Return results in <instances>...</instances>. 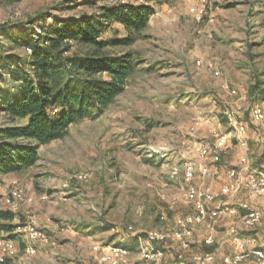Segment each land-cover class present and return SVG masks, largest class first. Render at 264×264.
I'll list each match as a JSON object with an SVG mask.
<instances>
[{
	"label": "rangeland",
	"instance_id": "1",
	"mask_svg": "<svg viewBox=\"0 0 264 264\" xmlns=\"http://www.w3.org/2000/svg\"><path fill=\"white\" fill-rule=\"evenodd\" d=\"M63 1L0 0V25L29 27L43 13L52 21L98 12L97 5L68 6L70 2L58 9ZM149 4L154 11L141 37L130 46L104 50L111 55L133 51L139 58L124 90L107 106L71 123L62 138L39 145L34 164L0 169V210L14 214V225L30 223L39 232L32 239L25 231L17 235L0 230V241L10 238L15 244L14 253L5 259L8 264H101L102 247L120 243L130 246L129 264H157L143 257L136 233L154 229L170 233L178 215L193 212L186 199L183 167L186 160L197 159L196 146L213 145L220 138L226 142L219 171L215 173L216 165L207 159L210 175L196 173L193 182L198 188L219 193L228 171L239 169L245 148L253 168L264 169V149L256 141V134L262 137L264 132L251 113L255 104L264 102V0ZM196 5L204 9L200 20L190 13ZM117 34L127 33L113 23L103 37ZM71 43L72 53L89 48ZM14 51L24 54L18 47ZM24 121L0 112V127ZM239 123L245 127L242 137L247 147L235 138ZM18 188L31 200L8 202ZM226 201L239 207L241 198ZM218 203L208 204V212ZM238 221L237 217L217 223L212 244L203 243L208 232L195 227L187 250L177 248L184 259L173 253L159 264H193L190 258L195 253L234 255L237 248L230 242L229 222L238 226L239 233L256 234L264 250L263 226L244 229ZM206 245L214 246V251ZM156 246L164 251L178 247L171 240Z\"/></svg>",
	"mask_w": 264,
	"mask_h": 264
},
{
	"label": "trees",
	"instance_id": "2",
	"mask_svg": "<svg viewBox=\"0 0 264 264\" xmlns=\"http://www.w3.org/2000/svg\"><path fill=\"white\" fill-rule=\"evenodd\" d=\"M145 1L112 5L108 0H65L58 9L70 2L68 6L97 5L98 12L52 21L43 13L29 27L0 25V112L25 120L0 127V169L34 164L39 145L62 138L71 123L107 106L124 90L139 58L133 51L111 55L104 50L130 46L141 37L154 11L152 0ZM113 23L127 34L105 39L103 32ZM72 41L89 47L87 52H70ZM14 47L24 54L13 52ZM13 219L10 210H0V230L13 232Z\"/></svg>",
	"mask_w": 264,
	"mask_h": 264
},
{
	"label": "built area",
	"instance_id": "3",
	"mask_svg": "<svg viewBox=\"0 0 264 264\" xmlns=\"http://www.w3.org/2000/svg\"><path fill=\"white\" fill-rule=\"evenodd\" d=\"M108 2L112 5L115 3L128 4L131 0H108ZM136 2L141 4L146 3L145 0H136ZM190 13L200 20L204 16V9L196 5V7L190 9ZM35 31L38 34L42 32L39 26H35ZM27 51L30 52V50ZM215 73L219 74L218 71ZM251 113L253 122L259 125L264 132V102L255 104L251 108ZM244 128L242 123L236 126L235 138L243 146H246L242 137ZM260 141L261 144H264V135L260 138ZM225 143L224 138L218 139L213 145L201 143L195 147L197 159H188L184 162L183 180L186 183V199L192 204L193 212L186 215H178L174 220L173 227L168 230L170 233H167L163 229H154L144 234L136 233L139 241V250L145 259L157 264L162 262L165 251L156 245L167 244L170 240L176 243L180 249L187 250L190 245L189 239L193 236L195 227L204 225L208 231H212L215 223L223 216L234 217L241 215V225L244 229H253L262 222L264 218V169L257 170L253 168L247 154H243L240 157L239 169L234 168L228 171L226 183L218 194L194 185L193 180L196 173H199L201 176L210 175L211 168L205 163L207 159H210L216 165L215 170H218L221 150L224 149ZM173 174H177V171H174ZM241 189L247 192L250 201L258 200L261 207L252 205L250 201L241 203L239 207H229L220 203L216 210L208 212L207 205L218 201L219 196L236 195ZM22 199L31 200V198H24L23 191L18 188L11 193L7 201L11 202ZM162 219H164V216H162ZM131 229L132 227L130 226L129 230ZM22 231L27 232L32 239H36L39 234L38 230L30 223L25 226L19 224L13 232L19 235ZM230 231L232 233V244L237 248V252L234 255L224 256L222 259L223 264H242L246 260H251L253 264H264V250L258 247L256 236L239 233L234 227ZM213 241L211 233L204 239L206 244H212ZM0 248L2 255L0 263H3L7 256H12L14 253V241L10 238L3 239L0 241ZM102 248L106 253H101L100 246L94 247L95 250L103 254L100 260L101 264H129V256L132 253L129 248L123 245L110 244ZM27 250L32 254L35 252L31 246ZM177 257L181 261L184 259L182 252H179ZM215 261L216 256L212 252L194 254L191 257L193 264H214Z\"/></svg>",
	"mask_w": 264,
	"mask_h": 264
},
{
	"label": "crops",
	"instance_id": "4",
	"mask_svg": "<svg viewBox=\"0 0 264 264\" xmlns=\"http://www.w3.org/2000/svg\"><path fill=\"white\" fill-rule=\"evenodd\" d=\"M260 138H261V134L260 133H258V134H256V141H257V145H259L261 148H263L264 149V144H261L260 142ZM246 147H247V145H246ZM248 148H245V151L243 152V154H247L248 156H249V152H248ZM263 152V155H264V151H262ZM250 158V157H249ZM205 163H206V161H205ZM207 164V163H206ZM212 170V169H211ZM219 171V168H218V170H214V172L215 173H217ZM222 188V187H221ZM220 188V189H221ZM220 191V190H219ZM214 193V192H213ZM215 194H218V193H215ZM240 197L241 198V202H240V204L241 203H243V202H245V201H250L249 200V197H248V195H247V192L244 190V189H241L238 193H236V195H230V196H219V203H218V206H219V204L220 203H222L223 205H227L228 206V202L226 201V199H228V198H234V197ZM217 201V202H218ZM251 203H252V205H254V206H257L258 204H260V202L258 201V200H253V201H250ZM239 204V205H240ZM229 207H232V206H229ZM241 214V213H240ZM239 218V223H240V226H242L241 225V215H236V216H234V217H230V216H223L219 221H217L216 223H215V225L217 224V223H220L221 221H223V220H226L227 218L229 219H236V218ZM258 226H263V230H264V219L262 220V222L258 225ZM200 227H202V228H204L205 229V231H207L208 232V234H212L213 235V233H214V229L212 230V231H208L206 228H205V226L203 225V226H200ZM227 227H228V231H230L231 230V228H235V229H237L238 228V226H235L234 224H232V222H229V223H227ZM214 228H215V226H214ZM230 234H231V243H232V233H231V231H230ZM246 235H252V236H256V234H246ZM256 238H257V236H256ZM257 240H258V238H257ZM215 242H218V241H215ZM258 242V241H257ZM203 243H204V240H203ZM207 246V245H206ZM174 247V246H173ZM214 246H211V247H209V246H207V248L209 249V250H212V251H214V248H213ZM258 247H259V244H258ZM180 249L179 248V246L178 247H176L175 249L174 248H172V250H170V251H166L165 252V256H164V259H165V261L164 262H166L167 261V259L168 258H170L172 255H173V253H178L177 251H178V249ZM263 249V248H262ZM196 254V253H195ZM215 254V253H214ZM194 255V254H193ZM226 255H230V254H221V255H219V256H217V255H215L216 256V261H215V263L214 264H223V261H222V259H223V257L224 256H226ZM163 259V260H164ZM190 260H191V258H190ZM171 262H173V261H171ZM170 262V263H171Z\"/></svg>",
	"mask_w": 264,
	"mask_h": 264
}]
</instances>
